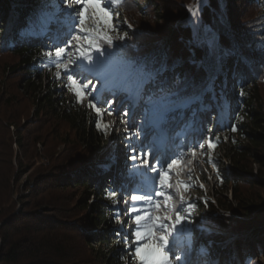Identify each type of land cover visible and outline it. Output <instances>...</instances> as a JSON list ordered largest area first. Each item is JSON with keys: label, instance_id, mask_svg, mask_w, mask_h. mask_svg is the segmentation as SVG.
<instances>
[{"label": "rangeland", "instance_id": "obj_1", "mask_svg": "<svg viewBox=\"0 0 264 264\" xmlns=\"http://www.w3.org/2000/svg\"><path fill=\"white\" fill-rule=\"evenodd\" d=\"M52 2H55L56 7L54 6L50 10L51 12L44 13L45 10L36 9L31 4L16 3L11 0H4L2 6L3 3L0 0L1 48L10 42L11 45L18 48L38 46L41 49L50 50L52 54L63 50L59 55L62 62L61 68L43 78L42 90L37 88L38 90L31 93L23 92L26 83L25 70L19 68L18 57L14 54H0V226L13 214H19L22 209L30 208L29 205L34 200L62 199L61 207L73 209L74 216L72 218L75 221H79L84 214V211L76 206L80 195L79 191L60 188L57 190L54 188L37 190L36 188L39 186L47 187L48 184L43 185V183H47L50 177L56 179L55 176H60L56 166L67 164L71 157L75 158L85 151V148L75 143L73 134L62 122L51 114L40 112L39 107H37L39 98L48 95L49 86H58L63 97H69L65 88L71 85L68 77L72 76L83 88V103L92 104L99 108L101 120L108 131L106 141L100 142L99 145L96 144V148L100 149L99 155L102 158L95 166L94 172L76 171L72 175L73 181L81 179L91 184L93 189L110 187L115 191L120 210L118 213L120 223L115 222L114 218L113 228L117 232L119 229L124 230L125 237L120 242L121 249L127 248V252L123 251L124 255H128V252L135 249L136 244L133 235L135 230L146 231L156 215H167L171 219L164 221L168 227L169 241L166 251L171 258V264H264V227L256 228L257 232L255 230L241 232V234L230 238L229 241L220 244L221 248L219 249L216 248L218 243L210 241L208 248L212 254H209L200 242L191 247L180 239V235L189 228L197 231L200 238L208 237L210 239L214 235V233L199 230L198 227L200 226L198 225L201 224L198 222L201 221V217H199L198 222H192L186 221L183 214L187 207L196 201L202 202L205 206L204 210L207 212L208 205L206 202L209 201L215 205L216 193L221 195V192H217L219 183L215 169L210 166L209 158L213 155H219L217 160L220 170L230 169L233 163L228 158L221 157L222 151L215 152L214 148H210L209 142L213 143V141L221 138L223 140L231 138L228 126L235 122L233 111L236 106L235 95L238 91L235 84L245 79L248 85L257 82L254 78V65L257 61H252L250 64L243 56H240L239 60L231 56L223 49L220 33L216 26L204 24L202 12L204 8H208L209 0H206V4L201 0H195L193 9H190L191 16L187 20V25L191 27L194 33L196 45L209 53L212 58V67L206 71V84L211 80L209 85L205 84L201 87L196 98L183 102L178 112L173 110L174 113H169V115H173L169 117L171 122L178 125L186 119V115L188 116L186 107L191 109L190 105L197 101L194 106L198 108L200 103L199 113L195 111L191 112V115L189 114L190 121H187V125L181 129L182 134L180 136L177 134L167 136L168 139L171 138L168 140L170 141L168 144L175 146V152L172 151V148L170 152L169 146L168 149L164 148L166 140L162 146L163 141L161 143L160 140L162 130L155 133L156 141L153 148H148L150 146L148 142L150 134L146 133V130L151 129L150 125L157 126L159 122L147 116V112L143 108L145 104L141 98L132 100L138 95L139 87L126 95L129 90H126L127 83L123 82L124 84L121 86L117 84L115 81L116 74L111 71L114 64H109L110 66L105 64L107 70L101 79L94 71L101 61L96 63L92 60V63H89L88 60L79 55L80 48L90 53L91 57L93 56L92 52L99 53L112 50V48L105 46V44L109 45L107 43L108 36L102 38L98 32H96L97 39L104 43V46L98 45L100 51L90 47L83 39V34L95 32V29L99 28L91 8L88 9L85 17L81 16L80 13L85 6V0H52ZM132 2L134 0H131ZM141 2L144 3L145 0H140ZM219 3L222 9H225L226 1L219 0ZM236 4L240 19L239 25L245 26L246 29L264 28V15L259 14L256 6L243 2ZM105 5L113 14L115 27H127L131 30L136 27L134 23H130L126 13L123 14L124 7L122 5H108L107 3ZM29 8L41 12L39 16L42 23L40 33L31 30L22 17V13ZM198 11L200 12L198 13ZM135 15L139 20L141 19L140 14L136 13ZM82 18L86 21L84 25L79 24ZM228 22L227 19L224 21L226 27H229ZM14 24L15 30L13 31ZM61 27L71 29V35L64 37L61 42L56 41L55 44L49 41L48 37H45L52 35L48 32L57 33L56 31H60L59 28ZM38 36H42V38L35 40L34 37L37 38ZM76 37L80 38L79 41L75 39ZM255 39L257 40L258 37ZM114 40L117 41L118 39L112 38V43H115ZM248 47L252 49L250 45ZM254 50L256 51V49ZM222 54L229 59L228 72L225 77L219 76L218 65L216 67V63L219 64ZM65 66L67 67L65 68ZM79 66L82 67L80 71ZM12 67H16L17 70L12 72ZM214 83L219 86L220 92L213 90L212 84ZM259 90L264 100V79L260 82ZM220 98H223V105L219 100ZM131 100L133 106L130 104ZM224 106L228 109L227 111ZM142 112L144 116L141 115ZM144 117L147 118V121ZM144 120L149 124L148 126L143 123ZM194 124L195 129L190 132ZM164 135L162 133V136ZM236 138L239 141L242 140L240 136ZM156 149L159 151L165 149V153L155 154ZM74 150H76L75 153ZM72 153L73 156H71ZM180 154L187 157L179 159ZM119 161L122 162V165H115ZM174 164L175 166H173ZM252 171L253 176L246 175V177L261 180L264 183V176L258 173V166L254 165ZM164 173H167L168 181L165 186H161L160 179ZM148 180L150 182L146 185L145 190L147 193H143L142 183L145 184ZM50 186L53 185L50 184L48 187ZM187 189L189 192H186ZM161 191L164 193V197L157 195ZM236 191L237 196L248 203L246 207L248 206L249 212H255L254 216L264 208V186L262 184L249 181L238 187ZM170 192L175 195V198H178L174 202L175 205H170L168 203L170 200H166V197L172 196ZM134 195L140 199L132 200ZM225 199L235 205L230 185H227L223 191V200ZM93 200L94 197L92 196L89 205ZM157 204L161 205L159 211L156 209ZM177 207L181 209L173 213L172 209L175 210ZM132 208H136L137 211H131ZM224 213L223 215L228 219L234 217L243 219L238 215L240 212L228 211ZM137 215L145 216L147 219L142 220L140 225H136L135 217ZM176 216L184 217L181 221L185 223L188 229L182 230L180 223H174V226H171ZM104 228L109 230L107 226ZM97 250L94 248L93 255ZM148 251V249L145 250L143 255H146ZM126 261L127 264H131L130 258L127 257Z\"/></svg>", "mask_w": 264, "mask_h": 264}, {"label": "trees", "instance_id": "obj_2", "mask_svg": "<svg viewBox=\"0 0 264 264\" xmlns=\"http://www.w3.org/2000/svg\"><path fill=\"white\" fill-rule=\"evenodd\" d=\"M11 1L31 4L36 9L45 10L44 13H49L54 6L56 7L52 0ZM225 1V9H222L219 0H209L208 8L203 9L202 19L206 26L212 24L216 26L223 49L231 56L237 60L243 56L250 64L255 60L258 62L257 65L253 64L254 78L257 82L248 85L245 79L235 84L238 89L233 111L235 122L228 126L231 138L213 141L216 145L214 151H222L221 157L228 158L233 163L230 169L220 170L217 160L219 155L209 158L210 166L215 169L219 183L217 192H221V195L216 193L215 205L206 202L207 212L204 210V204L196 201L187 207L183 214L186 221L198 222L201 217L200 222L217 230L210 239L200 238L199 233L190 228L180 235L181 241L191 247L200 242L209 254H212L208 248L210 241L218 243L219 249L220 244L241 232L250 230L257 232L256 228L264 227V208L254 216L255 212H249L248 206L246 207L248 203L237 196L236 191L249 181L264 186L261 180L246 177L253 176L254 165L258 166V173L264 176V100L259 90L260 82L264 79V28L246 29L245 26L239 25L236 3L253 4L258 8L259 14L264 15V0ZM194 2L195 0H145L144 3H140V0H134L132 5L131 0H100L101 7L112 15V26L109 28L97 20L99 28L95 29V32L83 34V39L88 45L89 41H92L95 45L104 46V43L97 39L96 32L102 38L110 36L118 39L111 45L105 44L107 48H112L111 51L92 52V60L96 63L105 62L107 66L114 64L111 71L116 74L115 81L120 86L126 82L128 92H133L139 87L141 99L145 104L144 109L150 116H157L161 110L175 106L184 98L197 96L201 87L206 84V71L212 67V58L196 45L194 33L187 25ZM1 3L3 6L4 0H1ZM105 3L122 5L123 14L126 13L130 23H134L136 27L133 30L115 27L113 14ZM91 9L97 19L96 10ZM40 13L31 8L22 13L27 26L35 33H40L42 29ZM136 13L140 14V20ZM145 18L148 20L144 21ZM82 19L85 23V19ZM82 19L80 25H84L81 24ZM226 19L229 21V27L224 24ZM126 32L128 36L120 39ZM255 37H258L259 41ZM249 45L252 49L248 47ZM0 54H14L18 57L19 68L25 70L26 83L23 92L42 90L43 78L55 73L62 66L59 56L38 46L18 48L9 42L1 48L0 43ZM219 60V64L216 63L218 74L225 77L229 59L222 54ZM11 70L14 72L17 68L12 67ZM210 80L206 85L210 84ZM212 85L214 91L220 92L218 85L215 83ZM48 88V95L38 100L39 111L51 114L62 122L73 134L75 143L85 148V151L75 158L71 157L67 164L56 166L60 176H55L56 179L50 177L47 183H43L48 184L47 187L36 188L79 191L76 206L84 211V214L82 213L79 221H75L72 218L73 209L61 207L62 199L59 198L32 201L30 208L22 209L19 214H13L1 224L0 264H127V257L130 258L131 264H140L133 255L134 251L128 252V255L123 254V251L127 252V248L121 249L120 246L121 240L125 237L124 230L119 229L118 235L117 230L113 228V220L118 217L120 211L115 191L110 187L93 189L91 184L81 179L73 181L72 175L76 171L94 172L95 166L102 158L96 144L106 141L108 131L101 120V111L98 115L96 106L84 104V99L76 97L71 85L65 88L69 96L67 98L63 97L58 86ZM219 100L223 105V98ZM224 108L228 110L225 106ZM238 136L241 141L236 138ZM73 155L72 153L71 156ZM50 184L53 186L48 187ZM227 185L232 187L235 205L227 199L223 200V191ZM186 192H189V189ZM92 196L94 200L89 205ZM228 211L240 212L238 215L243 219L235 217L228 219L223 215ZM179 223L182 230L188 229L184 222ZM105 226L108 227V231ZM94 248L98 249L95 255Z\"/></svg>", "mask_w": 264, "mask_h": 264}, {"label": "snow or ice", "instance_id": "obj_3", "mask_svg": "<svg viewBox=\"0 0 264 264\" xmlns=\"http://www.w3.org/2000/svg\"><path fill=\"white\" fill-rule=\"evenodd\" d=\"M94 8L97 12V20L101 21L105 26L111 28L112 26V15L110 12L106 11L103 7L100 5V0H85V6L83 8V11L81 12V16L85 17L88 9ZM195 15V13H193ZM84 23V20H81V24ZM83 30V29H82ZM128 36V33L126 32L124 36L120 37V39H125ZM77 41H79V37L75 38ZM107 43L109 45L112 44V38L109 36L107 37ZM89 46L94 47L96 51H100V48L98 45H95L92 41H89ZM63 50L57 51L56 55L59 56ZM79 55L83 57L84 59L88 60L89 63H92V57L90 53L84 51L83 48H80ZM67 66H65L66 68ZM106 65L105 62H100L96 69H94L96 75L103 79L104 73L106 71ZM68 79L71 82V90L75 92L76 97L80 98L81 100L84 97V91L80 84L77 83L75 79L72 78V76H69ZM91 107H95V105H91ZM97 114H100L99 108H97ZM236 131V129H234ZM202 146V145H201ZM210 148H215L216 145L209 142ZM175 166V164L173 165ZM168 181L167 173H164V175L160 179L161 186H165ZM157 195L163 196L164 193L158 192ZM140 197L138 196H132V200H138ZM170 197H166V200H170ZM161 205L157 204L156 209L159 211ZM131 211L136 212V208H132ZM147 219V217L142 215H137L135 217V223L136 225H140L142 220ZM170 216H160L156 215L151 223V225L148 227L146 231H141L139 229L135 230L133 235L135 238V249L133 255L140 261V264H171V258L169 256V253L166 251L168 248V227L165 225L164 221L170 220ZM183 216H176L174 222L171 226H174V223H179L181 220H183ZM115 222L120 223V220L118 217H115ZM119 235V232L117 233ZM145 249H148V253L146 255H143L145 252Z\"/></svg>", "mask_w": 264, "mask_h": 264}, {"label": "bare ground", "instance_id": "obj_4", "mask_svg": "<svg viewBox=\"0 0 264 264\" xmlns=\"http://www.w3.org/2000/svg\"><path fill=\"white\" fill-rule=\"evenodd\" d=\"M204 4H206L205 2H206V0H201ZM201 11V10H200ZM200 11H198V13L200 12ZM200 23V22H199ZM14 27H13V31L15 30V24L13 25ZM24 26V25H23ZM63 27H61V28H59L60 29V31L59 30H57L56 32L57 33H55V32H53V31H51V32H48V34L50 33V34H52V35H49V36H47V37H51L50 38V40H57L58 42H61L62 41V39H64V37H68V35L70 34L71 35V32H70V30L71 29H66V28H63ZM35 38V40H40L41 38H42V36L40 37V36H38L37 38L36 37H34ZM80 69H82V67H80L79 66V71H80ZM126 90H127V88H126ZM129 93H131V92H127L126 93V95L127 94H129ZM139 98H141V93L140 92H138V95H136V98H133L132 100H137V99H139ZM132 100H131V105H132ZM195 103H197V101H195L194 103H192L190 106H191V109L189 108V107H186V109H187V113H188V116L186 115L185 117H186V119L182 122V123H180V124H174V123H172L171 122V120L169 119V117H171V116H173V115H169V113H174V112H178L179 110H180V106L179 107H177V108H175L174 109V112H168V113H166V115H164V117H163V119L158 123V125L157 126H154V125H150V128L151 129H147L146 130V133L148 132V134H153L152 136H153V140H154V143H155V141H156V138H154L155 137V133L156 132H160L161 130H162V133H164L166 136H172V135H175V134H177L178 136H180L181 134H182V130L181 129H183L186 125H187V121L189 122L190 121V117H189V114L191 115V112L193 113V112H195V111H197L198 113H199V107H200V103L198 104V108H195L196 106H194L195 105ZM219 103V102H218ZM133 106V105H132ZM184 106H186V105H184ZM144 108V107H143ZM198 113H197V119H198ZM179 114H180V112H179ZM141 115L142 116H144V113L142 112L141 113ZM189 117V119H187ZM197 119H196V121H197ZM201 120V119H200ZM196 121H195V124H196ZM144 124H146V122L144 121ZM195 124H194V126H193V128L190 130V132L191 131H193L194 129H195ZM149 124L147 123V126H148ZM147 126H145L146 128H147ZM145 128V129H146ZM154 128H155V130H154ZM150 130V131H149ZM162 133H161V139H163L164 138V136H162ZM158 134V133H157ZM174 138L176 137V136H173ZM160 139V140H161ZM171 139V138H170ZM169 139V140H170ZM164 141V140H163ZM170 141H167V143H166V146L164 147L165 149H168V146H169V148H170V152H171V148H172V151L173 152H175V146H173L172 144H171V146H170V144H168ZM154 143H152L153 145H154ZM161 143H162V140H161ZM156 146V145H155ZM149 147H151V148H153V146L150 144V146H148V148ZM148 148H146V149H148ZM165 149L164 150H162V151H159V150H155V154H158V153H165ZM167 153V152H166ZM176 155H177V153H176ZM179 156V155H178ZM116 157V156H115ZM167 157V156H166ZM183 157V158H182ZM187 156L186 155H184V154H180V156H179V159H184V158H186ZM122 165V162H120L119 161V163H115V165H117V166H119V165ZM173 192V191H172ZM171 193V192H170ZM172 194V196L170 197L171 199H170V202H175V201H177L178 200V198H175V195H173V193H171ZM163 197H164V195H163ZM170 204V203H169ZM171 205V204H170ZM217 248V247H216Z\"/></svg>", "mask_w": 264, "mask_h": 264}, {"label": "water", "instance_id": "obj_5", "mask_svg": "<svg viewBox=\"0 0 264 264\" xmlns=\"http://www.w3.org/2000/svg\"><path fill=\"white\" fill-rule=\"evenodd\" d=\"M203 6H205V5H203ZM177 105V104H176ZM171 108V107H170ZM168 109V108H167ZM163 110H165V109H163ZM162 111V110H161ZM205 224V223H204ZM207 227H209V229L212 231V232H214V233H216L217 232V230L216 229H214V228H212L211 226H209L208 224H205ZM239 235V234H238Z\"/></svg>", "mask_w": 264, "mask_h": 264}]
</instances>
